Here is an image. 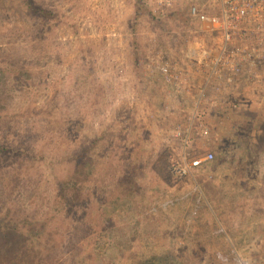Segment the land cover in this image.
Instances as JSON below:
<instances>
[{
	"label": "rangeland",
	"instance_id": "rangeland-1",
	"mask_svg": "<svg viewBox=\"0 0 264 264\" xmlns=\"http://www.w3.org/2000/svg\"><path fill=\"white\" fill-rule=\"evenodd\" d=\"M183 4L0 0V264H264V66L185 144Z\"/></svg>",
	"mask_w": 264,
	"mask_h": 264
},
{
	"label": "built area",
	"instance_id": "built-area-1",
	"mask_svg": "<svg viewBox=\"0 0 264 264\" xmlns=\"http://www.w3.org/2000/svg\"><path fill=\"white\" fill-rule=\"evenodd\" d=\"M182 0H146L156 17L175 11ZM184 13L197 33L187 49L189 63L171 65L168 59L156 60L157 71L166 88L195 91L188 109L185 144L190 135L209 138V126L204 121V109L221 105L220 88L239 86L244 76L259 73L264 66V0H184ZM254 71V72H253ZM198 76V79L196 77ZM199 76H204L200 78ZM251 85V83H250ZM197 87V89H194ZM209 89H214L215 94ZM233 106L247 103L239 93L233 96ZM175 135H182L178 129ZM214 158L208 151L193 157L180 168L191 171Z\"/></svg>",
	"mask_w": 264,
	"mask_h": 264
},
{
	"label": "trees",
	"instance_id": "trees-1",
	"mask_svg": "<svg viewBox=\"0 0 264 264\" xmlns=\"http://www.w3.org/2000/svg\"><path fill=\"white\" fill-rule=\"evenodd\" d=\"M137 3H138V5H139V0H137ZM136 15V14H135Z\"/></svg>",
	"mask_w": 264,
	"mask_h": 264
}]
</instances>
